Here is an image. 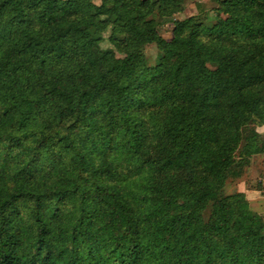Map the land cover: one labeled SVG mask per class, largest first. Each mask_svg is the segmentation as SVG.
<instances>
[{
  "label": "trees",
  "instance_id": "obj_1",
  "mask_svg": "<svg viewBox=\"0 0 264 264\" xmlns=\"http://www.w3.org/2000/svg\"><path fill=\"white\" fill-rule=\"evenodd\" d=\"M213 1L0 0V264H264L226 190L264 155V0Z\"/></svg>",
  "mask_w": 264,
  "mask_h": 264
},
{
  "label": "rangeland",
  "instance_id": "obj_2",
  "mask_svg": "<svg viewBox=\"0 0 264 264\" xmlns=\"http://www.w3.org/2000/svg\"><path fill=\"white\" fill-rule=\"evenodd\" d=\"M97 3H100V0H95ZM208 10L210 12L211 9L217 6V4L213 0H184V11L181 12L177 17L178 18H186L191 15L197 14L199 12L200 6ZM172 28L173 25L171 23L165 24L162 26V35L170 39L172 37ZM102 47H112L107 39V34L105 35V39L101 43ZM146 53L151 56L152 58H155L157 54V48L156 46H150L146 49ZM260 131H264V128H261ZM264 176V155H258L256 158L255 163L252 165V167L249 169V175L246 176V179L243 181H246L248 185L255 186L256 182L255 179L258 175ZM235 188H237V184L234 183H227L226 190L232 191Z\"/></svg>",
  "mask_w": 264,
  "mask_h": 264
},
{
  "label": "crops",
  "instance_id": "obj_3",
  "mask_svg": "<svg viewBox=\"0 0 264 264\" xmlns=\"http://www.w3.org/2000/svg\"><path fill=\"white\" fill-rule=\"evenodd\" d=\"M260 133L264 134V131ZM259 181H262L261 189L257 187ZM255 182V186L248 185L246 181L239 182L237 190L245 193L251 209L264 217V176L258 175Z\"/></svg>",
  "mask_w": 264,
  "mask_h": 264
}]
</instances>
